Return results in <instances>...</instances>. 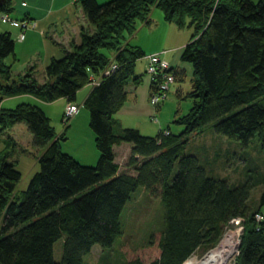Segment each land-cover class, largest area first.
I'll use <instances>...</instances> for the list:
<instances>
[{"label": "trees", "instance_id": "16d2710c", "mask_svg": "<svg viewBox=\"0 0 264 264\" xmlns=\"http://www.w3.org/2000/svg\"><path fill=\"white\" fill-rule=\"evenodd\" d=\"M11 7L8 0L0 10ZM154 7L167 21L192 30L181 59L193 66L186 94L193 104L175 119L184 129H162L155 136L136 127L117 130L115 119L128 83L141 78L138 60L147 55L129 36L140 22H150ZM80 10L93 28L84 26L81 41L51 59L44 81L32 69L13 73L6 58L15 53V40L0 31V101L32 93L49 102L61 97L76 102L78 91L98 77L83 105L100 153L91 165L65 151L66 133L58 134L36 103L0 105V133L25 123L42 149L40 170L20 194L15 138L8 136L0 151V264H86L95 244L113 250L124 233L123 211L140 189L161 200L164 220L143 245L122 246L121 264H183L215 245L237 216L245 218V230L234 264H264V220L256 218L264 206V173L255 168L245 181L230 182L209 174L197 155L186 152L190 136L207 127L244 147L256 140L264 151V0H81ZM113 61L117 67L106 72ZM123 142L131 143L132 151L121 166L115 145ZM257 184L262 191L253 207ZM62 237L57 260L54 246Z\"/></svg>", "mask_w": 264, "mask_h": 264}, {"label": "rangeland", "instance_id": "374dc122", "mask_svg": "<svg viewBox=\"0 0 264 264\" xmlns=\"http://www.w3.org/2000/svg\"><path fill=\"white\" fill-rule=\"evenodd\" d=\"M153 9L154 13L152 17L153 20H155L153 24V26H155L154 31L151 32L149 30L150 33H146V30L144 29L134 40L139 41L148 39L150 44L158 43V45L163 49H168L165 56L177 57V55H180V47L178 46L184 40L185 43L182 46L184 47L186 45L191 37L192 30L185 27L177 36L173 35L169 39L168 37L165 38L164 40L167 41H164L165 43L163 44L160 40L163 39L165 34H168L167 25L169 24H165L164 12L161 8L154 7ZM13 12L15 13V11ZM0 23L4 25V22L1 19ZM172 27L174 31H177L176 27L178 26L172 24ZM19 51L20 50L18 49L16 51L18 54L17 60L14 61L13 55L6 58L8 63L13 64L14 74H16L17 70H19L25 60H28L30 58L29 56H32L30 51L24 53L23 51ZM107 52L110 54L111 51ZM36 58L37 57H35V59ZM169 61L171 62V59H169ZM184 62L188 67L187 73L184 72V75L181 77L176 75L175 81L171 83L170 90L167 92V97L161 103L155 105L152 103L151 95L157 88L155 86V82L151 80L150 102L154 106H159L161 104V110L156 115L159 121L154 114L153 117L148 115L147 117H141L139 121L143 124V129L141 130L144 134L155 136L162 125V127H164V133H169L170 131L180 133L184 129V126L175 120L177 117L186 114L193 104L192 98L186 96L187 92L192 88V65L190 62ZM30 69H32L35 73L36 70L34 65H31L25 72ZM139 69L143 70L144 73L145 71L149 73L146 68L145 56L137 62L136 70L138 71ZM171 69L174 71L175 68L172 67ZM36 75L40 81L44 80L42 79L44 77V68L42 65L38 66ZM92 78L96 79L95 76H92ZM77 100L80 103L79 111L80 109H84V111L88 112L89 110L81 104L79 98ZM40 104L46 108L52 119V123L58 132L63 129L64 125L67 129L70 120L79 112L78 111L75 115H67V105L64 111L61 102H58V100L51 101L50 104H46L44 102ZM63 111L64 114L62 120ZM168 126H171V128ZM11 128L8 130L11 134L16 136L18 140L16 147H12L14 149L12 157L18 162V168L22 172V179L16 189L17 193L20 194L28 187L32 176L40 170V162L39 160L37 161V156L42 149L34 145L33 134L25 123H17L16 128ZM76 136L77 138L85 137L86 145L94 142L93 138L89 137L87 133H83V131L77 133ZM239 143L240 142L237 140L228 138L225 135L217 133L213 128L207 127V129L203 132L194 133L190 136L186 152L197 155L200 163L207 169L209 174L218 177H226L230 180V182L240 183L245 181L247 175L252 174L253 169L255 168L259 174L264 173V151L258 148L256 140H253L248 147H244ZM75 144H77L75 140H71L69 142V145L71 146H75ZM261 191V184H257L253 188L250 199V203L253 207L259 204ZM163 210L164 206L160 199L151 197L143 189L135 192L133 199L128 203L127 207L123 211L122 218L124 223V233L117 238L113 246V250H106L100 244H95L92 251L84 257L86 264H106V259L109 261L108 264H121L123 260V253H120L123 249L122 246L129 243L134 249L137 248V246L146 243L147 237L150 236L148 234L152 232V230L154 231V229L162 227L164 220ZM3 215V212H0V225ZM231 223L233 222L231 221ZM63 245L64 237L57 240L55 243L54 252L57 260L62 257ZM108 251L111 252L110 258H106V252ZM144 256L147 257V255Z\"/></svg>", "mask_w": 264, "mask_h": 264}, {"label": "crops", "instance_id": "0c3cea01", "mask_svg": "<svg viewBox=\"0 0 264 264\" xmlns=\"http://www.w3.org/2000/svg\"><path fill=\"white\" fill-rule=\"evenodd\" d=\"M80 1L81 0H11L12 7L8 12L12 16H14L15 18H27L36 21V26H32L26 30V37L24 40L18 39V35L21 30L19 27L7 22H4V25L0 23V31L10 32L15 40V53L13 54L14 61L17 60V49L23 51V53L30 51L32 55L29 56L30 58L28 57L29 59L27 58L28 60H25V62L19 68V70H17L15 75L25 73V71L31 65H34L35 70L37 71L38 66L42 65L44 68V77L42 79L45 80L46 68L51 59L54 57H62L65 53V49H71L74 43L80 42L81 32L84 26L91 29L93 28L81 13ZM13 11H15V13ZM153 13L154 9L151 12L149 23L140 22L138 24L137 31L129 36V41L142 46L148 54L162 52V55L165 58H167L168 60L171 59L172 65L173 67H175V70L182 69L187 73L188 67L186 66V63L181 59V54L184 48L182 45H184L185 40L178 46L180 47V55H177V57L165 56L168 49H163L158 45V43L150 44V41L148 39L139 41L134 40L139 36V34H141L144 29L146 30V33H150L149 30L151 32L154 31L155 26H153V24L155 20H153L152 17ZM164 22H166L165 24L169 25H167L168 34H165L163 36V39L160 40L163 44L165 43L164 41H167L164 40L165 38L168 37L169 39L173 35L177 36L183 30V28L176 27L177 31H174L172 27V24L174 23H171L166 19H164ZM110 54L113 55V51L110 52ZM35 57L37 58L35 59ZM145 60L147 68L146 56ZM11 65L12 71L14 73L13 64L11 63ZM136 73L138 75H141V78L138 83H135L134 81H130L128 83L126 87L127 100L115 115L117 130H120L123 127H136L141 130L143 129V124L139 121L141 117H147V115L153 117V114L157 115L161 110V104L159 106H154L150 102L152 80L151 75L146 71L144 73L141 69H139L138 71L136 70ZM93 86L94 83L90 82L78 91L77 99L79 98L82 105L84 104V101L92 90ZM56 100H58V102H61L62 107L65 111V107L69 102L68 99L66 97H61ZM31 101L32 103L40 105L48 114L46 108H44V106H42L40 103L44 102L46 104H50V102L32 93H22L13 96H5L0 101V105L5 107H14L21 102ZM76 103L80 105L78 100L76 101ZM64 111L62 113V120ZM88 112L84 111V109H80V111L68 123L67 129L64 125L63 129L60 132H58L57 129L56 131L58 132V134L66 132L67 139L62 142V146L65 151L74 155L84 164L94 165L98 162L100 153L96 146L95 134L93 133L90 126V112ZM162 126L160 127L158 133L160 132V130L164 129V127ZM168 127L171 128V126ZM14 128H16V125L12 126L11 129ZM81 131H83V133H87L89 137L93 138L95 143L93 142L86 145L85 137L77 138L76 134ZM8 136L15 138V140L18 142L16 136L11 134L9 130H6L5 132L0 133V151L4 149L6 145L5 140L8 138ZM71 140H75L77 144H75V146L69 145V142ZM131 151L132 144L129 142H123L121 144L115 145L116 160L121 164V166H124L127 163L128 158L131 155ZM41 153L42 150L38 153L37 161L39 160V155ZM261 213H263L264 215V206L261 209Z\"/></svg>", "mask_w": 264, "mask_h": 264}, {"label": "built area", "instance_id": "2783aa9c", "mask_svg": "<svg viewBox=\"0 0 264 264\" xmlns=\"http://www.w3.org/2000/svg\"><path fill=\"white\" fill-rule=\"evenodd\" d=\"M0 19L3 22L11 23L21 29L18 35L19 40L25 39L28 28L36 26V21L27 18H15L7 11H1ZM146 58L147 71L151 74L152 80L155 82L157 88L151 95L152 103L155 105L161 103L167 97L171 83L176 79V73L171 69L173 67L172 63L162 55V52L148 54ZM116 67L117 63L113 61L110 63L106 72H110ZM92 82H98V77L93 79ZM79 107L80 105L76 102H69L67 104L66 114L69 116L75 115L79 111ZM256 218L258 221H263V213H257ZM232 222L215 245L202 254L193 253L183 264H234L236 257L241 252L245 218L237 216L232 219Z\"/></svg>", "mask_w": 264, "mask_h": 264}, {"label": "water", "instance_id": "95a60500", "mask_svg": "<svg viewBox=\"0 0 264 264\" xmlns=\"http://www.w3.org/2000/svg\"><path fill=\"white\" fill-rule=\"evenodd\" d=\"M8 0H0V7L7 3Z\"/></svg>", "mask_w": 264, "mask_h": 264}]
</instances>
